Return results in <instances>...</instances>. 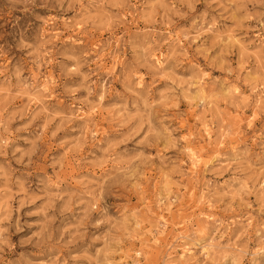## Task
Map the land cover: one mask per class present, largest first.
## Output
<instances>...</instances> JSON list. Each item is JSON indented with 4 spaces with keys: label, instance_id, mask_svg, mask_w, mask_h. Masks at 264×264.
Returning a JSON list of instances; mask_svg holds the SVG:
<instances>
[{
    "label": "clouds",
    "instance_id": "1",
    "mask_svg": "<svg viewBox=\"0 0 264 264\" xmlns=\"http://www.w3.org/2000/svg\"><path fill=\"white\" fill-rule=\"evenodd\" d=\"M0 40V264H142L157 177L202 206L164 264H264V0H0Z\"/></svg>",
    "mask_w": 264,
    "mask_h": 264
},
{
    "label": "rangeland",
    "instance_id": "2",
    "mask_svg": "<svg viewBox=\"0 0 264 264\" xmlns=\"http://www.w3.org/2000/svg\"><path fill=\"white\" fill-rule=\"evenodd\" d=\"M142 26L143 25H141V27ZM69 35L70 33L65 32L63 36L60 37V40H67ZM5 39L10 38L5 37ZM73 39H75V37H73ZM82 39L85 40L84 46L86 48H95L96 42L98 39H100V36L99 34H94L90 37H84ZM60 40L57 41V44L60 43ZM3 42V40H0V43ZM9 61L11 63L15 62L11 54H9L6 58H0V66L5 63H9ZM11 63H9V67H11ZM50 71L53 80H55L57 75L56 71ZM114 87L120 89L119 83L117 82ZM51 102L59 104L61 106L67 103V101H65L63 96L60 94L59 88H57L56 91H53ZM17 103H20V101H17ZM181 107L186 110L185 105H182ZM233 115H235V113H233ZM247 115L251 117V112H249ZM240 119H243V117H240ZM96 120V129L98 135L109 132V127L103 114L98 115ZM252 124L253 128L249 129V135L252 134L253 130H259L261 128H264V117H260L259 119L252 121ZM178 126L180 127L184 135L192 137L196 136V127L202 128V125H200L196 119V115L191 111H188V115L186 118L178 120ZM242 127H244V125H242ZM203 135L204 140H201L198 144V147L200 148L201 152L208 153L213 151L212 146L206 142L210 134L204 132ZM193 170L195 171L194 168ZM66 174H75L74 166H70V169ZM149 174L151 176L157 175L154 171L150 172ZM195 185V180H193L191 184L185 182V187L180 189V191L185 193L183 201L178 205H169L168 210H162L163 205L158 206L154 199L155 194L159 191L158 177L156 180L152 181L149 184V188L147 189L148 195L145 198L143 204L141 205V207L144 209V220L146 221L145 228L151 229L152 225L155 224L157 220H159V224L157 225V227L161 228L162 234L157 236L154 240L151 238H146L145 242L147 246L145 247L144 255L140 257V259L142 260V264H164L166 260L175 261L176 259L185 255L182 249H176L175 253L173 254L169 245L173 243L175 235L183 230L185 223L189 221L194 215H198L202 210V206L198 207V202L195 199L197 194V189ZM133 202H136L135 199L133 200ZM208 211H210V209ZM219 214L225 216L227 215L224 213ZM131 247L140 248L141 244L139 241H136L133 242Z\"/></svg>",
    "mask_w": 264,
    "mask_h": 264
}]
</instances>
